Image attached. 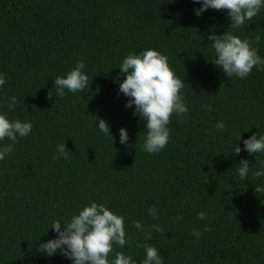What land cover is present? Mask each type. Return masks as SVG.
<instances>
[{"label": "trees", "instance_id": "1", "mask_svg": "<svg viewBox=\"0 0 264 264\" xmlns=\"http://www.w3.org/2000/svg\"><path fill=\"white\" fill-rule=\"evenodd\" d=\"M199 7L194 0H0V73L6 78L0 113L33 124L0 160V264H73L59 252H40L39 245L56 237L53 221L70 220L93 201L124 216L130 240L114 248L136 264L145 259V245L159 250L163 264H264V191H255L264 188V177L253 175L264 171V153L243 150L244 139L264 135V69L231 78L211 62L208 37L226 32L231 19L227 10L197 16ZM229 31L260 35L264 58V8ZM150 48L168 56L189 108L182 122L173 114L167 146L151 154L143 150L146 122L119 93L123 59ZM80 59L89 87L49 100L54 78ZM13 95L18 103L9 108ZM98 118L109 123L114 139L99 131ZM219 121L223 131L215 128ZM122 127L127 145L120 143ZM60 143L67 159H54ZM235 143L239 155L231 153ZM242 159L250 167L243 179ZM153 206L156 218L148 211ZM201 211L204 220L197 218ZM136 220L144 233L132 226ZM205 225L211 231L196 239L193 229Z\"/></svg>", "mask_w": 264, "mask_h": 264}, {"label": "clouds", "instance_id": "2", "mask_svg": "<svg viewBox=\"0 0 264 264\" xmlns=\"http://www.w3.org/2000/svg\"><path fill=\"white\" fill-rule=\"evenodd\" d=\"M201 4L195 9L197 16L202 15L208 9L227 10L231 19V24L226 32L217 35L211 32L208 39L214 49L215 58L211 61L218 68L222 69L228 77L239 79L248 78L254 68L264 69V58L259 52L260 35L254 38H241L234 34L232 30H238L245 25L246 21H251L264 8V0H194ZM256 45V46H254ZM86 61L80 59L75 67L65 75L54 78L55 93L52 90L48 93L51 100L53 94L56 97H63L65 90L77 93L89 87V76L85 72ZM121 75L126 77L119 84V93L128 97L126 107L132 108L135 105L134 116L146 122V137L143 150L147 153H158L168 144L170 138L171 117L176 114L181 117L188 113L189 108L185 103V97L181 94L184 82L170 67L169 58L159 50L150 48L140 52L128 54L120 65ZM119 80V77H117ZM6 83L5 75L0 73V88ZM9 99L8 107L14 108L18 103L15 95ZM207 111H212L211 105L203 106ZM97 125L99 131L106 137L114 139L109 123L98 118ZM33 128L31 122L20 119L12 120L7 113H0V142L5 139L11 143L0 144V160H4L14 151V145L19 137H27ZM215 128L223 131L225 123L219 121ZM120 143H129V133L124 127L120 128ZM139 135V134H138ZM241 139V136L237 141ZM245 151L250 154L264 153V135L257 136V133L243 140ZM242 149L235 143L232 154L239 155ZM61 157L68 158V152L64 143L57 145V153L54 159ZM264 163V162H262ZM238 173L243 179L249 175L250 167L247 159L239 162ZM134 166V165H133ZM253 175L257 178L264 177V171H255ZM257 193L264 191V188L256 186ZM149 213L156 218V208H150ZM197 218L204 220L207 214L203 211L197 214ZM125 218L111 210L104 203L91 202L84 206L78 214L72 215L70 220H55L51 229L57 233L56 237L49 239L39 245V251L49 257L59 252L66 258L71 259L73 264H136L131 255L123 251L117 252L114 245L121 249L129 243L125 228ZM140 232L144 233V225L140 220H136L132 225ZM156 232H164L159 224L151 226ZM211 231L205 225L203 231L193 229V235L200 239L203 232ZM151 233H145V239L150 240ZM145 259L142 264H163L162 256L155 246L145 245ZM114 256L113 259H109Z\"/></svg>", "mask_w": 264, "mask_h": 264}]
</instances>
